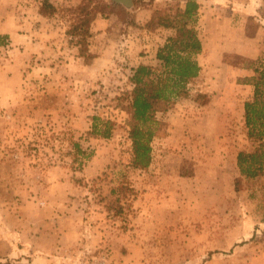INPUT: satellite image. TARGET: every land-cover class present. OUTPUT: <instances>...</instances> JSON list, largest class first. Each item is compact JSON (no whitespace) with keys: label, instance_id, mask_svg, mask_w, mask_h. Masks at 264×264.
Here are the masks:
<instances>
[{"label":"rangeland","instance_id":"374dc122","mask_svg":"<svg viewBox=\"0 0 264 264\" xmlns=\"http://www.w3.org/2000/svg\"><path fill=\"white\" fill-rule=\"evenodd\" d=\"M33 1L42 0H0V263H17L4 257L12 234L5 224L16 226L20 215L38 219L47 202L91 212L83 225L96 230L59 264H264V171L246 177L238 166V154L258 146L247 135L245 103L254 96V69L264 70V0H197L201 71L190 97L157 114L165 133L152 140L147 169L132 163L120 98L132 89L133 68L157 67L159 47L174 35L151 23L186 0L120 4L134 25L119 10L98 16L112 24L105 31L91 25L92 62L99 47L108 53L96 66L79 56L75 36L69 45L82 65L12 52L11 35L39 24L26 8ZM51 2L60 9L57 24L68 27L64 9L81 0ZM248 15L263 23L253 38L243 28ZM94 116L114 123L110 138L89 134Z\"/></svg>","mask_w":264,"mask_h":264},{"label":"trees","instance_id":"16d2710c","mask_svg":"<svg viewBox=\"0 0 264 264\" xmlns=\"http://www.w3.org/2000/svg\"><path fill=\"white\" fill-rule=\"evenodd\" d=\"M179 3V0H177ZM111 5L97 0H81L75 7L66 10L70 15L66 34L79 37L76 43L80 46L79 56L84 57V63L90 64L94 55L89 53L88 40L91 37V25L98 16L113 14L119 10L121 21L127 25H134L133 13L111 0ZM135 8L150 7L154 0H133ZM177 3V4H178ZM160 13L155 27L171 29L174 35L169 36L159 47L157 60L159 65L151 67L140 64L133 68L129 80L132 89L120 98L126 103L125 109L129 115V138L131 140L133 165L138 169H147L151 164V142L155 137L164 135L163 126L157 114L170 111L180 98L190 97L189 85L199 76L201 66L196 56L202 52L197 24L200 4L197 0H186L184 7L177 6L174 13L170 10ZM65 12V13H66ZM39 14L44 18L60 16L58 9L51 0H42ZM260 22L253 15L248 16L245 34L249 38L255 37ZM254 96L245 103V120L250 141L258 143L255 151H241L238 154V166L242 175L255 177L264 171V70L254 69ZM114 123L110 120L93 117L92 136L110 138ZM78 153L82 152L79 145H75ZM0 264H28L5 262Z\"/></svg>","mask_w":264,"mask_h":264},{"label":"crops","instance_id":"0c3cea01","mask_svg":"<svg viewBox=\"0 0 264 264\" xmlns=\"http://www.w3.org/2000/svg\"><path fill=\"white\" fill-rule=\"evenodd\" d=\"M29 4L26 8L31 10V14L35 15V19L39 24L31 29L26 26L11 35L10 46L13 48L12 52L15 51L16 54L25 58L37 57L42 63L54 64L64 59L66 62L73 57L75 64H84L81 58L76 56L78 49L71 48L69 45V37L66 34L67 27L61 25V23L57 24L55 18L42 17L39 14L41 2L33 1ZM257 21L260 22L259 19ZM111 24L109 20L97 17L92 23V30L105 31L111 27ZM245 25L246 21L243 26L244 30ZM262 27L263 23L261 22L256 36L263 29ZM104 48H107V46L103 45ZM98 50L100 52L92 62L95 66L101 61H105L108 54L100 47ZM51 188L53 186L49 189ZM42 204L43 216L38 219L20 215L16 216L18 218L15 220L17 222L16 226L5 224L6 228L12 233L8 236L5 235L4 243L9 248L8 252L4 253L5 258L28 264H59L60 258L64 256L66 249L77 248L81 244L86 247L91 243L90 237L94 238L96 236L94 228L89 230L83 225L85 217L88 219L93 218V215L88 217L91 212L85 213V211L79 210L78 206L71 203L62 205L59 209H55L53 204L47 202H42ZM80 212L82 220L80 219ZM13 216L10 212L7 213V217L14 218ZM85 231H88V234L85 235ZM85 236L87 237L86 240L84 239ZM80 240L82 241L80 242Z\"/></svg>","mask_w":264,"mask_h":264},{"label":"water","instance_id":"95a60500","mask_svg":"<svg viewBox=\"0 0 264 264\" xmlns=\"http://www.w3.org/2000/svg\"><path fill=\"white\" fill-rule=\"evenodd\" d=\"M118 4H122L125 6L128 10H130L133 7V1L132 0H113Z\"/></svg>","mask_w":264,"mask_h":264}]
</instances>
